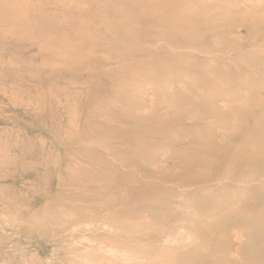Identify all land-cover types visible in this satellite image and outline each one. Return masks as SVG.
I'll return each instance as SVG.
<instances>
[{
  "label": "rangeland",
  "instance_id": "rangeland-1",
  "mask_svg": "<svg viewBox=\"0 0 264 264\" xmlns=\"http://www.w3.org/2000/svg\"><path fill=\"white\" fill-rule=\"evenodd\" d=\"M0 264H264V0H0Z\"/></svg>",
  "mask_w": 264,
  "mask_h": 264
},
{
  "label": "bare ground",
  "instance_id": "bare-ground-1",
  "mask_svg": "<svg viewBox=\"0 0 264 264\" xmlns=\"http://www.w3.org/2000/svg\"><path fill=\"white\" fill-rule=\"evenodd\" d=\"M257 2V1H256ZM86 213V212H85ZM111 249H113V248H111ZM103 252V251H102ZM112 254H116L115 252H111ZM174 256V255H173ZM118 258V257H117ZM162 258V257H161ZM232 260V259H231Z\"/></svg>",
  "mask_w": 264,
  "mask_h": 264
}]
</instances>
